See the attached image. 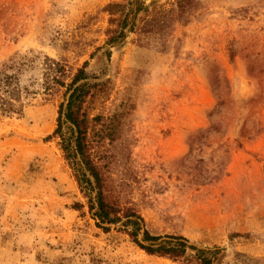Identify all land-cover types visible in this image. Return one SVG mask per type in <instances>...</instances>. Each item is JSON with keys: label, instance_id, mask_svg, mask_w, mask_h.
I'll list each match as a JSON object with an SVG mask.
<instances>
[{"label": "rangeland", "instance_id": "374dc122", "mask_svg": "<svg viewBox=\"0 0 264 264\" xmlns=\"http://www.w3.org/2000/svg\"><path fill=\"white\" fill-rule=\"evenodd\" d=\"M110 1L0 0V76L22 102L0 109V264H186L147 254L121 221L96 225L52 136L69 92L46 86L45 57L66 82L84 69L89 119L119 114L91 154L143 228L218 249L213 264H264V0H195L162 32L127 26L106 44Z\"/></svg>", "mask_w": 264, "mask_h": 264}, {"label": "trees", "instance_id": "16d2710c", "mask_svg": "<svg viewBox=\"0 0 264 264\" xmlns=\"http://www.w3.org/2000/svg\"><path fill=\"white\" fill-rule=\"evenodd\" d=\"M194 5L195 0H174L173 7L164 9L156 1L150 4H145L142 0L110 1L103 7V11L108 14L105 43H118L123 38L124 29L127 26L130 31L141 34L162 32L172 21L186 19ZM44 67L46 86L57 85L64 87V94L69 92L65 107L63 108L62 102L59 104L57 124L52 136L60 138L61 149L74 169L79 187L87 197L88 210L97 220L96 225L107 231L108 226L103 224L121 221V225L132 241L147 254L181 260L186 264H213L218 249L196 247L179 234H153L142 227L143 218L132 207L120 206L105 177L104 165L95 161L91 154V140L96 143L103 137L111 138L117 131L112 121H115L119 114L113 113L107 122L101 124V115H95L89 119L84 103L87 96L92 94L91 87L86 82L76 85L85 75L82 67L77 68L67 82L65 81L67 72L61 62L45 57ZM12 80L11 75L0 76V109L4 112L20 113L22 102L19 89L12 84ZM93 93H96L95 89ZM212 113L213 111L209 112V114ZM63 120L72 125L68 135L62 132ZM98 124L100 127L97 128ZM210 129L217 128L211 125ZM88 130H92V139L88 135ZM203 137H205V131H200L191 142L202 140ZM76 156H79V162L74 161ZM86 191L89 193L87 194ZM93 191L95 195L91 197L90 193ZM139 235L141 238H138Z\"/></svg>", "mask_w": 264, "mask_h": 264}]
</instances>
